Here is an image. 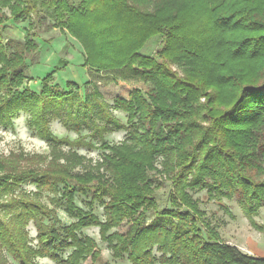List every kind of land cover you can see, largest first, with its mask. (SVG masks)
Returning a JSON list of instances; mask_svg holds the SVG:
<instances>
[{"label":"trees","instance_id":"1","mask_svg":"<svg viewBox=\"0 0 264 264\" xmlns=\"http://www.w3.org/2000/svg\"><path fill=\"white\" fill-rule=\"evenodd\" d=\"M92 1L82 0L77 8L62 0L55 12L62 30L86 49L84 65L113 75L91 96L105 121L91 120L95 132L103 136L117 127L127 136L116 145L103 142L101 148L109 154L84 172L75 171L83 164L75 153L55 151L43 169L35 167L37 157L0 158L1 194L33 183L60 205L56 196L62 186L65 210L76 220L58 226L54 209L24 193L0 202V264H10L4 252L18 264H36L37 256L57 264H99L98 244L80 234L92 226L100 228L116 258L127 255L131 264H264V258L223 241L192 195L206 190L208 199L224 208V198H237L253 227L264 229L255 220L264 207V180H255L264 175V0H213L212 7L210 0H164L155 14L135 8L130 0H104L109 4L92 11L85 5ZM32 12L37 15L32 0H0V23L26 19ZM3 35L0 28V124L28 112L47 142L83 145V138L71 142L49 131L48 112L64 107L70 93L50 86L53 75L42 81L39 94L16 89L26 60L38 48L34 39L3 45ZM157 36L163 41L156 55H142ZM127 70L136 71L142 84L123 77ZM101 100H111L125 112L127 125L108 116ZM164 181L170 182L171 208L160 210L157 192ZM77 193L90 199L89 211L76 206ZM95 202L104 208L103 222L91 211ZM151 211L156 215L148 222ZM30 222L39 249L31 246ZM69 249L64 259L61 255Z\"/></svg>","mask_w":264,"mask_h":264},{"label":"rangeland","instance_id":"2","mask_svg":"<svg viewBox=\"0 0 264 264\" xmlns=\"http://www.w3.org/2000/svg\"><path fill=\"white\" fill-rule=\"evenodd\" d=\"M62 0H32V3L37 10V15L30 14L26 19H21L17 22L13 20H4L0 23V28L3 30L2 44L6 45L8 40L19 41L24 43L28 36H31L36 42L38 48L31 53L26 60L23 67L24 79L18 89L20 92L29 90L33 93L39 94L42 90V81L49 75L52 76V81L49 83L51 87L57 86L62 92L68 93L67 99L63 106L58 111L48 112L49 131L57 139H64L74 142L79 138H83L81 146L70 148L66 145L54 146L46 140L42 139L36 129L31 125V116L28 112H20L17 114L11 124H0V158L13 159L18 157H37L36 166L43 169L48 163L53 160L56 152L63 154L75 153L83 158V164L75 168L76 172H84L91 167L101 163L105 160V156L109 151L101 148L103 142L110 145L121 143L127 136L124 129L117 127L100 136L95 132L91 120L95 119L99 124H104L105 121L101 119L100 106H93L92 95L101 86H105L112 82L113 75H105L97 72L94 67L84 65L86 57V49L83 44L67 29L62 30L60 23L61 19H57L56 5ZM70 6L80 7L82 0H65ZM164 0H130L129 4L144 13H160L159 8ZM173 1V0H171ZM209 6H214L216 3L213 0L209 1ZM109 4L108 1L95 0L89 5L90 10L94 11L101 6ZM82 7V6H81ZM7 17H11L8 8L3 9ZM164 12H161L163 15ZM32 24V25H31ZM129 23H127L128 25ZM163 38L161 36L151 38L141 51L144 56H155L156 50L161 46ZM11 56V54L9 55ZM3 68L0 63V69ZM15 68V66H12ZM180 72L183 68L174 66ZM123 77L129 81L141 85L140 76L134 70H127ZM69 85V87L67 86ZM150 89L151 86L149 85ZM4 93L1 92L0 95ZM101 106L104 112L116 119L121 125H127L126 113L121 110H116L113 101L101 100ZM94 108V112L84 118V112L87 107ZM59 115H53V113ZM91 118V119H90ZM90 126H89V125ZM90 144V145H87ZM41 159L43 162H41ZM60 164H65V159L60 158ZM157 165L161 168V159L158 158ZM0 175L2 172L0 171ZM255 180L261 182L264 180V175L256 176ZM170 182L164 181L163 186L157 192L158 207L160 210L171 208L169 201ZM22 193L30 195L34 200L45 205L49 209H54L58 216V226H69L76 222V220L69 216L66 212V202L62 199V186L56 198L61 199L60 205H53L51 198H55L53 194L47 191H42L33 183L22 184L13 193L3 195L0 192V202L15 197H19ZM193 198L198 200L199 208L205 213V220L213 226L221 235L223 241L230 245L236 246L242 252L264 258V229L258 230L253 227L252 223L243 213L237 198L222 200V204L208 199L207 191L193 192ZM90 199L80 193L75 196V204L78 208L89 211ZM227 207V208H226ZM91 211L99 217L103 222L105 221L104 208L98 202L94 203ZM155 212L151 211L147 214L148 222L155 218ZM255 220L264 225V207L260 214L255 217ZM48 223V221H45ZM30 236V243L34 249H39L37 241V230L33 222H30L27 228ZM80 234L85 237H90L98 244L101 250V260L99 264H131L127 255L124 258H116L108 243L102 241L100 228L92 226L84 228ZM71 249L65 250L62 257L66 259L71 253ZM154 254L158 257L160 253L154 249ZM10 264H18L14 262L9 255L4 252ZM36 264H57L47 257L37 256L34 259Z\"/></svg>","mask_w":264,"mask_h":264},{"label":"crops","instance_id":"3","mask_svg":"<svg viewBox=\"0 0 264 264\" xmlns=\"http://www.w3.org/2000/svg\"><path fill=\"white\" fill-rule=\"evenodd\" d=\"M256 257H258V256H256ZM263 258V257H262Z\"/></svg>","mask_w":264,"mask_h":264}]
</instances>
